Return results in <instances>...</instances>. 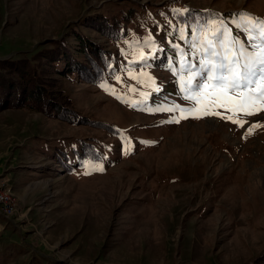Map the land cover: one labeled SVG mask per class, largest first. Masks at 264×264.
<instances>
[{"label":"rangeland","instance_id":"1","mask_svg":"<svg viewBox=\"0 0 264 264\" xmlns=\"http://www.w3.org/2000/svg\"><path fill=\"white\" fill-rule=\"evenodd\" d=\"M168 1L0 0V62L18 67L51 40L68 37L71 42L76 29L110 49L109 39L92 29L94 22L147 6L154 11ZM182 1L264 18V0ZM134 45L127 44L124 54L134 55ZM144 55L153 64L147 51ZM163 63L162 57L156 66L120 63L123 77L118 84L112 81V89L58 82L81 115L131 132L141 126L142 132L135 133L150 146L120 142L114 158L82 168L78 175H66L41 153L44 146L86 137L104 142V131L88 122L74 127L23 110L0 112V179L16 201L14 214L0 217V264L263 262L264 112L237 113L233 118L245 121L240 127L220 116L188 113L176 123L178 111L156 106L147 113L135 111L128 101L149 86L148 77L171 82L160 69ZM174 104L197 107L185 99ZM213 110L233 116L225 108Z\"/></svg>","mask_w":264,"mask_h":264},{"label":"trees","instance_id":"2","mask_svg":"<svg viewBox=\"0 0 264 264\" xmlns=\"http://www.w3.org/2000/svg\"><path fill=\"white\" fill-rule=\"evenodd\" d=\"M146 8L147 10L134 9L133 12L119 16L106 14L103 20L94 22L92 29L100 30L99 32L109 39L110 49L94 42L81 34L80 29H76V33L69 36L72 38L71 42L67 40L68 37L51 40L40 52L23 60L18 67L0 62V112L13 109L38 113L67 122L74 127H85L88 122L89 127H96L106 133L107 138L104 142L98 138L86 137L67 141L63 139L56 142L57 145L52 148L44 146L41 153L62 167L66 175H78L82 168L103 164L105 159L114 158L116 155L114 151L120 142L142 149L147 145L143 144L140 135L135 133L142 132L141 126L131 132L132 130L123 129L116 124H105L103 121L90 120L81 115L68 92L59 83L77 80L97 89H112V81L118 84L123 77L120 63L156 66L155 62L162 57L164 63L160 69L171 75V82L161 84L160 71L152 67L156 78L159 77L155 82L159 91H155L151 86L144 87L135 99L128 101V105L141 113H147L155 108L167 109L179 99L183 100L178 75L169 71V67L179 72L181 52L184 53L186 61L199 67V57L193 55L192 48L194 30L195 42L199 43L205 32L210 34L211 22L216 20L219 23L222 20L232 35L247 43L246 34L238 27L243 23L239 14L245 13L258 20H264L263 17L246 10L218 12L195 8L182 0H170L163 8L154 11H150L152 8L148 6ZM81 21H83L81 18L77 21L78 25ZM88 29H91V26H88ZM181 29L185 34L183 40L180 39ZM149 36L157 50H153L151 45L145 43ZM134 43L136 45L133 48L137 49L135 54L130 56L124 54L125 46ZM175 45H178L179 49L174 47ZM144 51L148 52L150 62L153 61V64H148V59L140 60V55H144ZM183 74L186 78L187 73ZM142 92L146 96H141ZM155 94L157 96L152 98ZM154 106L156 107L153 108ZM106 139H116L117 143L114 145L105 143ZM119 150L122 152V149ZM248 264H264V260L259 263L254 258Z\"/></svg>","mask_w":264,"mask_h":264},{"label":"snow or ice","instance_id":"3","mask_svg":"<svg viewBox=\"0 0 264 264\" xmlns=\"http://www.w3.org/2000/svg\"><path fill=\"white\" fill-rule=\"evenodd\" d=\"M239 15L243 23L238 27L246 34L247 43L232 35L222 20L219 23L213 20L210 34L205 32L199 43L195 42L194 30L192 48L193 55L199 57V67L186 61L183 52L179 72L169 67V71L178 75L182 98L197 105L185 109L173 104L170 108L163 109L180 113L176 123H179L180 119H187L188 113L193 114L195 118H200L201 115L220 116L243 127L245 121L233 118L237 113L252 116L264 112V20H258L245 13ZM180 39H185L183 29L180 30ZM145 43L157 50L151 36ZM174 47L179 49L178 45ZM147 59L143 54L140 55L141 61ZM183 73H187L186 78ZM129 76L138 83L145 82L131 73ZM147 79L150 81L149 86L159 91V88L155 87V81L151 77ZM129 91L136 89L129 87ZM141 96L146 94L142 92ZM215 108H225L231 111L233 116L224 117L219 111L213 110Z\"/></svg>","mask_w":264,"mask_h":264},{"label":"bare ground","instance_id":"4","mask_svg":"<svg viewBox=\"0 0 264 264\" xmlns=\"http://www.w3.org/2000/svg\"><path fill=\"white\" fill-rule=\"evenodd\" d=\"M16 201L5 183L0 179V217L13 215L15 212ZM8 208V209H7ZM13 209V214L10 212Z\"/></svg>","mask_w":264,"mask_h":264},{"label":"built area","instance_id":"5","mask_svg":"<svg viewBox=\"0 0 264 264\" xmlns=\"http://www.w3.org/2000/svg\"><path fill=\"white\" fill-rule=\"evenodd\" d=\"M8 209V208H7ZM10 212L13 214V209H10Z\"/></svg>","mask_w":264,"mask_h":264}]
</instances>
